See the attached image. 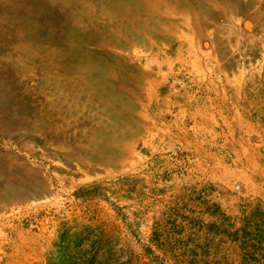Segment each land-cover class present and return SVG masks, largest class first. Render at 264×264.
<instances>
[{
  "label": "rangeland",
  "instance_id": "374dc122",
  "mask_svg": "<svg viewBox=\"0 0 264 264\" xmlns=\"http://www.w3.org/2000/svg\"><path fill=\"white\" fill-rule=\"evenodd\" d=\"M166 2L0 0V264H264V11Z\"/></svg>",
  "mask_w": 264,
  "mask_h": 264
},
{
  "label": "crops",
  "instance_id": "0c3cea01",
  "mask_svg": "<svg viewBox=\"0 0 264 264\" xmlns=\"http://www.w3.org/2000/svg\"><path fill=\"white\" fill-rule=\"evenodd\" d=\"M166 1H173V5L175 4L178 9L173 10L174 13L169 14V12H165V14L161 13L160 15L156 14L160 13V11H155L153 14H149L150 18L154 17V19H150L149 22L153 23V27H157L158 32L171 34L168 36L169 38L162 40L161 44L163 46L170 48L177 46L179 50H181V47L183 48L180 44L185 42L188 35L192 37L188 42L194 39L195 44H197V37L195 38L193 34H202L204 31L214 33L217 32V27H224L227 25V21H225L224 18L226 16H231L230 13L248 17L253 16L260 8L264 11V0H165V2ZM166 5L168 6L169 4L166 2ZM208 19H211V21ZM205 23H209L210 25ZM246 26L252 27L253 24L248 21L246 22ZM166 40L169 42H165ZM207 45L209 44H205V46ZM180 61L181 59L178 63H180ZM191 62L193 65H196V59H191L185 62L184 65L187 64L189 66ZM157 78H154V81ZM159 85H161V83H159Z\"/></svg>",
  "mask_w": 264,
  "mask_h": 264
},
{
  "label": "trees",
  "instance_id": "16d2710c",
  "mask_svg": "<svg viewBox=\"0 0 264 264\" xmlns=\"http://www.w3.org/2000/svg\"><path fill=\"white\" fill-rule=\"evenodd\" d=\"M69 234L70 232L61 237L57 256L49 264H112L110 261L100 258L99 250L93 255H88V252L85 253L86 250L82 248L77 255V252H75L77 250H72L73 245Z\"/></svg>",
  "mask_w": 264,
  "mask_h": 264
}]
</instances>
